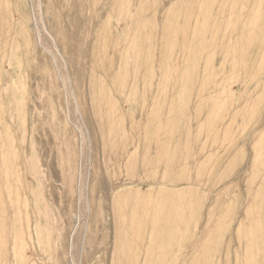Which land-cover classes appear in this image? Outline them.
<instances>
[{
    "label": "rangeland",
    "instance_id": "obj_1",
    "mask_svg": "<svg viewBox=\"0 0 264 264\" xmlns=\"http://www.w3.org/2000/svg\"><path fill=\"white\" fill-rule=\"evenodd\" d=\"M0 264H264V0H0Z\"/></svg>",
    "mask_w": 264,
    "mask_h": 264
}]
</instances>
